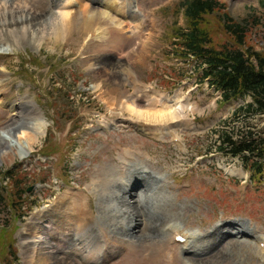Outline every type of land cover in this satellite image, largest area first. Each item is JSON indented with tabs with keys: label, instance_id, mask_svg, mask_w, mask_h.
<instances>
[{
	"label": "rangeland",
	"instance_id": "obj_1",
	"mask_svg": "<svg viewBox=\"0 0 264 264\" xmlns=\"http://www.w3.org/2000/svg\"><path fill=\"white\" fill-rule=\"evenodd\" d=\"M116 1L118 16L111 14L123 21V27L115 28L110 21L100 19L89 33L76 27L65 39H45L38 50L25 45L8 55L0 54V128L8 124L9 104L20 97L29 102L25 105L28 111L35 109L48 124L46 136L27 158L19 160L10 154L9 162H0V264H12L11 253L16 264H47L42 254H33L32 244L26 242L37 233L38 221L51 213V203L67 192L77 191L89 198L88 208L93 216H100L104 232L108 223L109 241L105 244L102 237L99 241L111 249L112 255L103 264H192L187 258L197 261L196 255L181 253L180 245L170 241L148 246L130 240L125 242L128 248H119L125 234L120 225L123 219L113 217L118 215L115 212L106 219L101 212L106 193L112 199L124 194L106 178L123 173L121 170L130 172V178L135 166V172L143 167L164 174L170 184L168 195L163 193L166 200L156 195L155 200H148L154 207L151 212L143 210V215V207H136L142 219H151L144 222L154 221L151 224L156 229L160 230L162 219L169 218L181 223L182 234L198 231L204 237L213 229L231 230L229 222H235L264 236V179H256L242 190L213 167L228 166L232 160L227 149L218 147L222 145V134L238 139L251 130L253 135L264 136V113H247L243 111L246 104L242 106L238 100L221 102L222 91L202 78L199 61L175 52V32L187 27L181 8L184 0H134L133 4L131 0ZM217 1L223 9L204 15L200 24L211 47L219 50L233 44L223 28L226 13L236 22L249 16L260 19L259 25L249 27L245 45L263 51L264 10L259 0ZM133 5L139 18L127 16ZM91 7L96 8L93 4ZM100 27L105 30L103 38L95 37ZM96 85L98 88L91 91ZM158 95L168 101L163 102L165 105L151 102V112L161 113L174 100H181L188 109L184 119L190 128H173L181 136L180 142L172 139V134L160 138L151 134L157 128L168 129V121L159 124L153 119L138 120L120 107L128 97L138 96L142 103ZM111 97L113 111L108 104ZM6 172L11 176L7 177ZM92 183L100 184L97 192L91 191ZM22 189L26 192L20 199L16 190ZM212 233L208 239H201L203 244L197 241L195 246L207 248ZM243 242L225 246L218 264H264L255 243L248 238ZM210 254L205 256L210 258ZM60 255L66 261L63 264H82L71 253L69 259L64 252Z\"/></svg>",
	"mask_w": 264,
	"mask_h": 264
},
{
	"label": "bare ground",
	"instance_id": "obj_2",
	"mask_svg": "<svg viewBox=\"0 0 264 264\" xmlns=\"http://www.w3.org/2000/svg\"><path fill=\"white\" fill-rule=\"evenodd\" d=\"M131 2L133 4L134 0H131ZM75 4L78 5L77 9H74ZM92 4L95 5L96 8H92ZM129 9L133 10L130 11ZM129 9L127 10L128 18L140 17V14L134 9V5ZM117 10L119 11V3L116 0H0V54L8 55L25 45H29L31 49L38 50L45 39L54 41L65 39L76 27L80 28L79 30H82L84 33H89L98 25L100 19L110 21L115 28L123 27V21H118V19L111 14V12L114 14L118 13ZM138 18H134L133 21H137L136 19ZM97 29L98 33L95 37H99L100 35L103 38V31H105L104 27ZM96 89L95 86L92 87L93 91ZM1 94L0 91V95ZM22 100L25 99H21L20 97L9 104L10 117L8 124L0 128L1 163L9 162L7 156L10 154L13 157L16 156L19 160L27 158L34 151V147L40 144L41 140L46 136L45 129H47L46 127L48 126L46 120L43 119L35 109L31 108V111H28L25 105L29 102L26 101L25 103V101L23 102ZM154 101L159 104H164L163 102L168 101V99L158 95L150 99L146 98L141 103L138 96L128 97L125 99L126 103L123 106L120 104V107L126 112L135 115L138 120L143 119L146 121L148 119H153L159 124L168 121V124H170L168 129H162L163 127L160 129L157 128L154 129L151 134L158 138L167 134H172V139H176L180 142L182 138L179 134L176 135L177 132L173 130V128L179 126L190 128L189 124L186 123L184 119L186 116L184 115L186 107L182 106L181 100L178 102L174 100V103L170 105L169 108L165 107L162 109L163 113L159 111V114H156L151 112V108L148 106ZM113 103V97H111V102L108 103L110 104L109 110H114ZM122 163L126 165L124 161H122ZM135 167L132 168L133 171L129 168V171L132 172L130 178L128 177L130 172L124 173L125 171L123 170H121L123 173H120V171L118 173L115 172L106 178L107 183L114 184V187H118L124 194L122 198L112 199L111 194L106 193V204L101 212L106 219L109 217V214L112 213L113 215H115V213L118 214L113 217H117V219L120 217V219H123L120 221V225L125 231V234L120 239V249L128 248L130 245L125 242L128 243L130 240V243L140 242L144 245L162 242L166 243L167 241L174 244L176 243L174 241L175 236L180 234L184 239L182 243H178L181 253L191 254L193 256L196 255L194 258H196L197 261H195V259L189 260L186 257L188 262L192 264H211V261H213L212 264H218L224 257L225 246L240 245L248 238L250 242L255 243V250H257L258 256L264 259V236L247 228L244 224L229 222V224L233 226L231 230L219 231V229H213L210 233L213 231L216 233H212L214 236L210 238L211 241L208 243L207 248L198 249L195 243L197 241L201 242L203 238L208 239L207 236L210 233L206 234L204 237H202L198 231H191L188 235H182L180 233V229L182 228L181 223L169 218L161 220L163 224L160 230L156 229V226H152L151 223L154 221L149 222V224L144 222V220L150 221L151 219L148 217L142 219L136 207H143L141 208L142 212L143 210L145 212H151L150 209L154 207L149 201L152 199L155 200L156 197L154 195L161 200H166L167 196L165 197V195L167 194L166 191L169 189L170 184L166 181L164 174L157 175L143 167L138 168L137 172H135ZM124 168H126V166ZM153 182H155V184L152 187L150 185H152ZM98 185L100 186L99 183ZM98 185L92 183L91 191L97 192V190H99ZM143 197L144 199H142ZM140 199H142L141 205ZM85 204L86 209L84 210ZM88 204L89 198L84 192L80 191L76 193L67 192L65 196L52 202L50 206L51 209L49 211L47 209V211L51 213L47 215L45 219L42 220L41 218L42 221H38L37 233L31 240L26 242L32 244L33 254L35 251H38L42 254L41 256L47 264H63V262H66L62 260L64 257L62 258L60 252H64L68 259L71 253L74 258L78 259L82 264H103L107 258L110 257L109 254L112 255L111 249L105 245L107 240L109 241V239L106 238V234H108L106 231V229H108V223L105 226L104 232L100 222V213L98 214L99 217H96L97 215L93 216L88 208ZM163 206L166 207L165 203H163ZM120 213H122V215H120ZM134 213L136 216L133 215ZM135 222H138V225H136ZM100 237L103 238L105 244L101 243L100 245ZM49 240H51V243ZM62 240L63 243H61ZM65 246H68V248L66 247L64 251L62 248ZM210 253H212V255ZM205 254H210L211 257L209 258V255L205 256ZM205 258H209L210 261ZM203 259H205V261H201Z\"/></svg>",
	"mask_w": 264,
	"mask_h": 264
},
{
	"label": "trees",
	"instance_id": "obj_3",
	"mask_svg": "<svg viewBox=\"0 0 264 264\" xmlns=\"http://www.w3.org/2000/svg\"><path fill=\"white\" fill-rule=\"evenodd\" d=\"M264 10V0H259ZM187 27L175 32V52L187 59H196L202 66L203 77L210 86L222 91L223 102L249 95L251 103L243 108L247 113H264V50L256 51L245 45L249 27L260 24V19L249 16L242 22H236L226 13L223 28L232 37L233 44L219 50L211 47L207 33L201 28L202 17L223 9L217 0H184L181 3ZM242 109V108H241ZM241 133H239L240 136ZM221 150L227 149L233 155H241L249 164L258 180L264 178V136L253 135L248 130L240 138L223 133ZM246 153V154H244ZM6 172V176H11ZM18 198L26 191L16 190ZM2 199V198H1ZM21 199V198H20ZM12 254L16 264L15 255Z\"/></svg>",
	"mask_w": 264,
	"mask_h": 264
},
{
	"label": "built area",
	"instance_id": "obj_4",
	"mask_svg": "<svg viewBox=\"0 0 264 264\" xmlns=\"http://www.w3.org/2000/svg\"><path fill=\"white\" fill-rule=\"evenodd\" d=\"M91 91H93V90H91Z\"/></svg>",
	"mask_w": 264,
	"mask_h": 264
},
{
	"label": "water",
	"instance_id": "obj_5",
	"mask_svg": "<svg viewBox=\"0 0 264 264\" xmlns=\"http://www.w3.org/2000/svg\"><path fill=\"white\" fill-rule=\"evenodd\" d=\"M29 191V190H28Z\"/></svg>",
	"mask_w": 264,
	"mask_h": 264
}]
</instances>
